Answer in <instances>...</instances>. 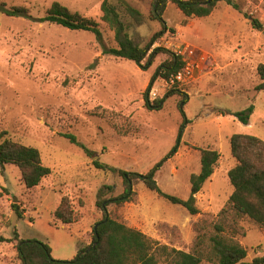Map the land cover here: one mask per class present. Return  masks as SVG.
<instances>
[{"label":"rangeland","instance_id":"obj_1","mask_svg":"<svg viewBox=\"0 0 264 264\" xmlns=\"http://www.w3.org/2000/svg\"><path fill=\"white\" fill-rule=\"evenodd\" d=\"M109 1L126 4L129 12L123 22L141 47L159 33L153 49L175 53L189 44L206 52L210 61L188 85H167L157 79L150 101L170 91L177 95L167 98L161 110H149L143 93L158 66L168 59L166 54L156 55L143 70L133 62L104 55L92 33L39 21L58 2L98 23L105 45L115 47L114 33L100 21L103 0H0L7 8H23L31 16L8 17L0 12V142L10 139L38 149L51 170L37 188L26 190L16 167L0 168V237L8 240L0 243V264H21L16 252L21 239L45 241L52 258L65 261L91 243L92 228L101 219L95 205L100 188L113 187L107 197L123 191L122 180L96 170L93 161L138 174L164 161L155 176L159 189L186 200L190 177L200 172V150L217 151L220 159L195 196L199 214L190 216L140 182L133 187L132 202L112 204L108 212L160 244L184 252L195 244V225L207 239L217 224L225 237L246 249L243 263L263 257L264 230L237 217L228 206L233 187L227 173L236 164L231 136L246 134L264 141V92L255 90L261 82L257 67L264 66V0H233L240 13L219 3L205 18H185L169 3L163 15L168 28L164 34L158 22L148 20L152 0ZM251 19L259 21L262 31L251 28ZM181 93L188 97L186 104L180 103ZM252 105L247 125L218 112H240ZM66 134L74 136L78 145L65 139ZM64 195L78 214L72 225L53 217ZM12 205H18L22 218Z\"/></svg>","mask_w":264,"mask_h":264},{"label":"trees","instance_id":"obj_2","mask_svg":"<svg viewBox=\"0 0 264 264\" xmlns=\"http://www.w3.org/2000/svg\"><path fill=\"white\" fill-rule=\"evenodd\" d=\"M169 3L174 5L185 18L208 17L219 3H225L240 13L239 6L233 0H152L148 20L160 24L161 34L168 30L163 15ZM100 9L102 13L100 21L114 33L115 47L105 45L98 23L86 19L78 13L70 12L58 2H53L39 21L61 26L71 31L92 33L97 43L102 47L104 55L133 62L143 70L156 55L166 54L168 59L158 66L143 93V101L147 109L161 110L167 98L177 95L176 91H170L164 97L153 101L149 100V92L157 79L167 81L172 75L182 70L184 63L181 57L162 48H152L158 40L159 33L155 34L143 47L135 42L129 36L128 28L123 22V16L127 17L129 10L122 1L113 4L109 0H103ZM0 12L8 17L31 18L27 10L15 7L7 8L3 4H0ZM132 22L138 26L135 20ZM249 24L253 30L260 32L263 29L257 20L251 19ZM145 59L147 62L143 66L141 63ZM257 74L261 82L255 87V90L264 92L263 65L257 67ZM180 96L182 97L180 103L186 104L187 95L181 93ZM253 111V105L240 112L218 109L220 115L232 116L244 125L248 124L249 116ZM182 134L181 127L179 135ZM63 137L72 144H77L74 136L66 134ZM229 141L231 156L236 164L227 173L229 183L233 187V192L228 198V206L237 217H245L264 230V141L246 134H235L230 137ZM219 159L220 154L217 151L200 150V172L191 175L190 194L186 200L163 193L159 189L155 176L164 161L156 164L145 174L127 172L99 161H93L92 165L96 170L114 174L120 178L123 191L116 197H107L113 192V187L102 186L100 188L95 205L101 212V219L92 228L91 243L80 249L74 258L65 261L52 258L51 249L45 241L21 239L16 245L18 260L21 264H201L202 262L245 264L242 261L247 255L246 249L237 241L225 237L220 225L213 226V233L207 239H205V234L201 233L202 229L195 225L194 231L197 235L195 244L191 251L184 252L160 244L141 231L112 218L108 212V207L112 204L118 206L132 202L136 196L133 187L140 182L159 198L180 206L190 216H195L199 214L195 196L213 175ZM7 165L14 166L19 170L21 181L26 190L37 188L42 180L51 173V170L43 164L38 149L21 145L10 139L0 142V168L3 169ZM2 196L3 193L0 192V198ZM80 204H83L82 201ZM12 208L15 214L22 218L18 205H12ZM224 212L225 209L220 214ZM53 217L63 225H72L78 221V214L71 198L65 195L60 198ZM3 242H8V240L0 237V243ZM250 264H264V256L255 259Z\"/></svg>","mask_w":264,"mask_h":264},{"label":"built area","instance_id":"obj_3","mask_svg":"<svg viewBox=\"0 0 264 264\" xmlns=\"http://www.w3.org/2000/svg\"><path fill=\"white\" fill-rule=\"evenodd\" d=\"M176 56H180L184 66L178 73L172 75L169 80L165 81L167 85H188L197 73H201L210 61V56L199 49L191 47L189 44L183 45L181 49L175 52ZM154 95V93H151Z\"/></svg>","mask_w":264,"mask_h":264}]
</instances>
